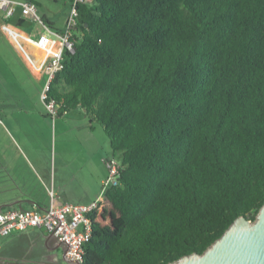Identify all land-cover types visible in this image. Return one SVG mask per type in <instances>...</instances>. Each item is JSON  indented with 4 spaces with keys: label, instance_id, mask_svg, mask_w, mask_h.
Returning <instances> with one entry per match:
<instances>
[{
    "label": "trees",
    "instance_id": "obj_1",
    "mask_svg": "<svg viewBox=\"0 0 264 264\" xmlns=\"http://www.w3.org/2000/svg\"><path fill=\"white\" fill-rule=\"evenodd\" d=\"M76 19L46 101L99 123L121 166L87 215L82 264H168L201 254L237 217L253 221L264 0H93Z\"/></svg>",
    "mask_w": 264,
    "mask_h": 264
},
{
    "label": "rangeland",
    "instance_id": "obj_2",
    "mask_svg": "<svg viewBox=\"0 0 264 264\" xmlns=\"http://www.w3.org/2000/svg\"><path fill=\"white\" fill-rule=\"evenodd\" d=\"M14 1L34 2L38 16L51 21L54 29H60L65 22L71 3V0ZM0 23L3 24L4 21L1 20ZM20 30L32 40H36L41 32V28L31 22H26ZM36 50H38L37 56L33 57L34 61H32L35 64L44 57L41 50L38 48ZM27 64L34 68L31 61H27ZM46 82V76L36 80L31 75L21 57L0 30V122L3 125L0 126V146L13 148L19 144L31 157L30 147L38 144L41 147L39 157L49 161L52 176L59 178L63 175L67 181L73 174L76 176L75 181H68L66 188L67 196L72 197L82 188L92 190L97 180L106 179L107 171L103 162L102 164L100 162L112 153L100 124L92 122L89 125L88 120L79 110H69L51 116L41 100ZM51 117L54 119L59 117L55 126L50 123ZM13 153L10 160L18 164L14 174L32 183L33 177L29 169L22 166L19 156ZM5 155L8 156L7 148H0V161L3 156L6 157ZM21 155L25 158V155ZM6 172L0 170V178H7L8 171ZM36 175L41 176V173L36 172ZM101 189L102 184L99 186L98 197ZM34 190L35 193L39 192L47 197L46 192L37 188ZM51 264H63V260L61 257L58 260L53 258Z\"/></svg>",
    "mask_w": 264,
    "mask_h": 264
},
{
    "label": "built area",
    "instance_id": "obj_3",
    "mask_svg": "<svg viewBox=\"0 0 264 264\" xmlns=\"http://www.w3.org/2000/svg\"><path fill=\"white\" fill-rule=\"evenodd\" d=\"M80 4L91 6L93 0H71L69 12L63 27L61 29H54L38 16L37 6L34 2L0 0V14L2 18H10L16 12H19L20 19L29 23H35L41 28V32L38 34L36 40L25 36L28 42L33 43L36 48L44 53L41 61L37 64L32 61L31 63L39 71L40 77H47V82L41 93V100L53 117L57 115V107L52 100L46 101V91L54 74L62 69L64 52H74L73 38L77 26V6ZM5 25L7 24L3 23L0 26V30L4 35L3 28ZM16 52L18 53L17 50ZM20 57L29 69L23 56L20 55ZM30 72L32 73L31 70ZM103 163L107 171V177L101 182V194L94 202L86 205L64 203L55 206L53 204L52 191H49L50 201L44 210H40L35 206L26 210H0V238L28 230L42 231L64 246L65 257L67 259L82 264L83 245L91 237V223L87 215L96 208L99 198L105 189L117 183L121 169L119 161L113 156L103 160ZM0 264L3 263L0 262Z\"/></svg>",
    "mask_w": 264,
    "mask_h": 264
},
{
    "label": "crops",
    "instance_id": "obj_4",
    "mask_svg": "<svg viewBox=\"0 0 264 264\" xmlns=\"http://www.w3.org/2000/svg\"><path fill=\"white\" fill-rule=\"evenodd\" d=\"M43 19L52 25L51 21L45 17H43ZM1 20L2 16L0 15V22ZM1 25L2 23H0V26ZM3 29L7 35L4 36L7 37V40L18 51L17 54L23 56L26 62L34 61L33 57H36L38 52V50H36V46L32 57H25L23 51L15 42L12 33L15 31L20 32L25 40V43L28 42L26 40V36L28 35L19 28L10 24L5 25ZM28 43L34 45L31 42ZM28 67L32 71L31 73L27 68L31 75L36 80H39L40 73L35 66L32 65L34 68H31V66L28 65ZM57 118L58 119H54L51 117L50 123L55 126L56 122L59 120V117ZM0 126H3L1 122ZM0 148H7L8 152V156H3L2 161H0V170L4 172L8 171V174H6L7 178H0V210H26L34 206L40 210H44L50 201L49 191H52L53 204L55 206H59L64 203L86 205L94 202L98 198L99 186L102 180H97V184L92 190L82 188L77 195L68 197L66 194L67 183L70 180L75 181L76 176L73 174L68 181L63 175L59 178L55 175L52 176L49 169V161H44L39 157L41 147L38 144L30 147L31 157L26 154L19 144L13 148L11 146H0ZM13 152L19 156L22 166L29 169L31 176L33 177L32 183L28 179L14 174V172L18 169V164H16L14 160H10L11 155L14 154ZM21 154L25 155V158H23ZM111 156L112 155L109 157ZM103 160L100 162L101 164ZM36 172L41 173V176L37 177ZM34 188L46 192L47 197L39 194V192L35 193ZM74 201L78 203H75ZM64 254V246L58 243L53 237H49L42 231L28 230L22 233L0 238V262L3 264H51L53 262V258H57L58 260V258L61 257L63 260ZM63 264H65L64 261Z\"/></svg>",
    "mask_w": 264,
    "mask_h": 264
},
{
    "label": "water",
    "instance_id": "obj_5",
    "mask_svg": "<svg viewBox=\"0 0 264 264\" xmlns=\"http://www.w3.org/2000/svg\"><path fill=\"white\" fill-rule=\"evenodd\" d=\"M63 261L80 264L65 254ZM168 264H264V204L253 221L242 216L234 219L201 254L192 253Z\"/></svg>",
    "mask_w": 264,
    "mask_h": 264
},
{
    "label": "bare ground",
    "instance_id": "obj_6",
    "mask_svg": "<svg viewBox=\"0 0 264 264\" xmlns=\"http://www.w3.org/2000/svg\"><path fill=\"white\" fill-rule=\"evenodd\" d=\"M12 35H13V38L15 39V42L19 46V48H21V50L23 51V54L25 55V57L31 58L33 55V52L35 51V46H32L28 42L25 43V40L23 39L22 34L18 31L13 32Z\"/></svg>",
    "mask_w": 264,
    "mask_h": 264
}]
</instances>
